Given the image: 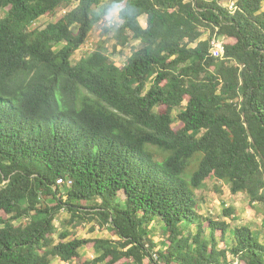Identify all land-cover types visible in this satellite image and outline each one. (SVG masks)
Returning a JSON list of instances; mask_svg holds the SVG:
<instances>
[{
  "label": "trees",
  "instance_id": "trees-1",
  "mask_svg": "<svg viewBox=\"0 0 264 264\" xmlns=\"http://www.w3.org/2000/svg\"><path fill=\"white\" fill-rule=\"evenodd\" d=\"M103 7L0 0V264H264V0H131L104 29L112 51L139 42L126 62L101 45L73 62ZM213 178L261 205L258 231L226 245L229 224L198 214ZM61 210L117 239L55 242Z\"/></svg>",
  "mask_w": 264,
  "mask_h": 264
},
{
  "label": "rangeland",
  "instance_id": "rangeland-1",
  "mask_svg": "<svg viewBox=\"0 0 264 264\" xmlns=\"http://www.w3.org/2000/svg\"><path fill=\"white\" fill-rule=\"evenodd\" d=\"M75 5L76 2H74L69 8L62 10L59 15L64 14L67 10L74 7ZM3 15L4 13L0 9V17ZM50 20L52 19L47 16H42L32 23L31 28H43ZM139 21L142 26H145L146 15H142L139 18ZM110 26L112 25H109L105 19L99 21L88 34L84 44L75 52L73 56V62L77 61L81 56L87 55L88 53L94 51L98 46L101 45L106 49L107 53L110 54L111 59L116 65L120 66L124 64L126 59L131 55L132 48L136 47L139 42L137 40L131 39L124 47H118L115 51H112L113 45L115 43L113 31L112 29H110L108 32L104 31L105 28ZM178 125V122L174 123V127H178ZM64 190L65 188H62V191ZM195 199L197 201L196 211L200 216H208L217 221L225 220L229 224L225 243L226 245H229L230 243L229 233L233 228L246 225L251 227L253 231H258L260 229L261 218L263 214L261 205L259 203H251L245 193H231L229 184L223 181L214 178L207 180L205 186L202 189L195 190ZM225 208H232L233 214L231 216H223V210ZM69 218L70 214L66 210H61L57 215L55 220L56 232L53 236L55 242H58L61 239L60 234L64 233L65 231L72 233V235L69 234L70 236H67L65 240L72 237L89 239H117V236L109 229H102L98 227L94 221H88L80 223L77 226H73L68 223ZM22 220L23 219H18L16 221L17 224L21 223ZM157 229L158 225L152 224L149 226L150 231H148L149 234L154 237L158 243H160L158 246L162 247L164 244V239L161 237V235H159ZM216 235L219 237L220 231H216ZM79 254L84 260H91L97 255L94 252L91 244L81 247ZM51 264H78V262L75 260L64 262L57 257H52Z\"/></svg>",
  "mask_w": 264,
  "mask_h": 264
},
{
  "label": "clouds",
  "instance_id": "clouds-1",
  "mask_svg": "<svg viewBox=\"0 0 264 264\" xmlns=\"http://www.w3.org/2000/svg\"><path fill=\"white\" fill-rule=\"evenodd\" d=\"M104 7L101 9L105 21L109 25L120 22L123 15L130 10L131 0H102Z\"/></svg>",
  "mask_w": 264,
  "mask_h": 264
},
{
  "label": "built area",
  "instance_id": "built-area-1",
  "mask_svg": "<svg viewBox=\"0 0 264 264\" xmlns=\"http://www.w3.org/2000/svg\"><path fill=\"white\" fill-rule=\"evenodd\" d=\"M228 7L231 10L235 9L234 2L231 1L228 3ZM211 53L215 57H223L224 55V46H223V40L218 39L217 37L212 38L211 40Z\"/></svg>",
  "mask_w": 264,
  "mask_h": 264
}]
</instances>
